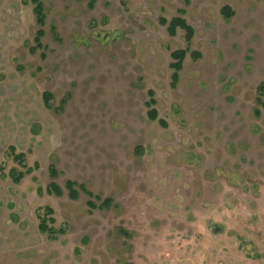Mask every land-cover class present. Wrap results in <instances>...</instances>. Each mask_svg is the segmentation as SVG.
<instances>
[{
	"label": "rangeland",
	"instance_id": "374dc122",
	"mask_svg": "<svg viewBox=\"0 0 264 264\" xmlns=\"http://www.w3.org/2000/svg\"><path fill=\"white\" fill-rule=\"evenodd\" d=\"M41 1L42 48L0 0V264H264V0Z\"/></svg>",
	"mask_w": 264,
	"mask_h": 264
},
{
	"label": "trees",
	"instance_id": "16d2710c",
	"mask_svg": "<svg viewBox=\"0 0 264 264\" xmlns=\"http://www.w3.org/2000/svg\"><path fill=\"white\" fill-rule=\"evenodd\" d=\"M30 1L34 6V13L36 16L37 25L39 27V30H38L37 35H36V42L38 44L37 46L42 48V45L40 44V42L45 35L43 28H44L45 23H46L44 4L42 3L41 0H30ZM232 14L233 13L228 8H224L222 10V15L225 18H230L232 16ZM178 29L185 31L187 34V39L191 41V38L193 37V34H194L193 28L190 27L186 23L185 20L180 19V18H174L169 24V30L172 34H175ZM186 56H187V52L182 51V50L175 51L171 54V58L174 61V63L171 66L175 70V73L172 76V80L174 83L178 82V80H179V71L182 69L183 62H184ZM257 92H258V94H257L256 104L259 107V109H262L264 111V84L258 88ZM148 95L150 97V102L147 103V107L152 108L155 105V101L153 99L154 93L149 92ZM51 98L52 97H51L50 93H47V92L44 93L43 102L47 108H50V99ZM259 109L256 108V110H255V114L258 117L261 115V111ZM157 116H158L157 111L155 109H150V111L148 112V118L150 120L154 121L155 119H157ZM136 152H137V149H136ZM8 155L12 156L14 161L22 168L21 171L19 169H13L11 171L10 177L12 179V182L15 185H18L21 180H23L27 175L31 174L32 169L28 168L27 165L25 164L26 156L23 153H17L16 149L14 147L8 148ZM51 170H52L51 174H54V175L57 174V170L55 168H52ZM76 186L77 185L75 183H72V182H67V184H66V187L69 190V193L73 194V195H76V191H74ZM80 189L82 191H84L85 193H87L89 196H91V194L89 192H87L84 189V187L80 186ZM47 191L49 194L52 193L53 195L60 196L62 194V191L59 188V186H57L55 184L50 185V187L47 189ZM96 200H98V199H96ZM110 204H111V201L109 199L103 201V205L106 207L110 206ZM52 216H53V211L50 208H47L45 215L39 217V221H40L39 232L43 235H46V237L50 240H57L58 237H60V235L65 232V230L64 229H56L54 227L55 219L52 218ZM77 251H78V249H77ZM78 252H80V251H78Z\"/></svg>",
	"mask_w": 264,
	"mask_h": 264
}]
</instances>
